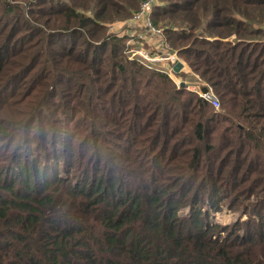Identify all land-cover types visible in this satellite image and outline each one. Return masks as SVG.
<instances>
[{
	"label": "trees",
	"instance_id": "trees-1",
	"mask_svg": "<svg viewBox=\"0 0 264 264\" xmlns=\"http://www.w3.org/2000/svg\"><path fill=\"white\" fill-rule=\"evenodd\" d=\"M142 1L0 0V264H264V0L150 12L218 110L109 31Z\"/></svg>",
	"mask_w": 264,
	"mask_h": 264
},
{
	"label": "rangeland",
	"instance_id": "rangeland-1",
	"mask_svg": "<svg viewBox=\"0 0 264 264\" xmlns=\"http://www.w3.org/2000/svg\"><path fill=\"white\" fill-rule=\"evenodd\" d=\"M160 2H158L157 0H144V1H142L141 4L139 5L138 10L140 11L141 6L144 3L146 5L144 8V10H145L144 15L142 14L138 18H136V17L134 18V15H133L131 18H129L127 20H120V21L112 22L110 24L109 31L112 33H117V34H127L131 38H133V36L138 38L139 39V41H137L138 43L136 42V39H133L131 41H126V44L128 45V47L131 48L130 49L131 52L128 55L131 56L132 58H138L141 62H144L145 64H147L149 66H153V67H155V69H158V70L159 69L160 70L165 69L166 70L167 67L168 68L172 67L170 60L166 59L171 54H166V53H164V54H153V55L149 54L151 46H152L151 42L153 41V39H155L156 41H157V39L162 41L161 29L153 26L154 27V31H152L153 36H151L150 32L147 30L146 23L144 24V21L147 20V17L149 20L151 19L150 18V12H151L154 4L155 3L159 4ZM233 39H234V36L232 35V36H230L229 41L233 40ZM141 51H144L143 53L145 55H147V53H148L150 55V57H152V59L159 60L160 62H156L155 60L150 61L147 59H143V57L140 55V53H138ZM125 53H127V52H125ZM178 58L181 60V62L184 64L185 67L180 73L171 74L169 76L172 79V81L174 82V84L178 88L179 87H185V84L183 86H180V82H185L187 84H191V87H195L194 89L192 88L191 91H194L196 89V87H198V89H199V87H202V88L205 87L204 85H206L207 83L203 79H200L199 76H197V74L193 73L191 71V69L187 66V64L180 57H178ZM187 67L189 68V70L187 69ZM186 89H188V88H186ZM198 89H196V90H198ZM214 215H215L214 221H216L222 225H225L229 222H233L236 218L240 217L238 213H232V212L227 211L226 209H223L221 212L214 213ZM241 219H245V217H241Z\"/></svg>",
	"mask_w": 264,
	"mask_h": 264
},
{
	"label": "built area",
	"instance_id": "built-area-1",
	"mask_svg": "<svg viewBox=\"0 0 264 264\" xmlns=\"http://www.w3.org/2000/svg\"><path fill=\"white\" fill-rule=\"evenodd\" d=\"M145 3V2H144ZM142 4V6H141V9H140V11L139 12H137V14H135V16H134V18L136 17V18H138V17H140L142 14L144 15V13H145V10H144V8H145V4ZM146 23V27L152 32V31H154V27L152 26V24H151V22L149 21V19H148V17H147V20L146 21H144V24ZM140 51V50H139ZM130 52H131V50L129 49L128 51H127V54H130ZM142 52V53H141ZM141 52H138V53H140V55L143 57V59H147V60H150V61H154L155 59H152V57H150V55L149 54H147V55H145L143 52L144 51H141ZM146 53V52H145ZM149 55V56H148ZM131 57V56H130ZM166 59H168V60H170V62H171V66L173 67V65L177 62V61H181L178 57H177V55H176V53L175 52H173L169 57H167ZM156 62H160L159 60H155ZM172 67L171 68H166V70L164 69V70H162V71H164V72H166L169 76L171 75V74H177V73H175V72H173V69H172ZM184 64H183V68L178 72V73H180L183 69H184ZM187 69L189 70V68L187 67ZM181 83H183V84H185V87L186 88H188L189 90H192V88L194 89L195 87H191V84H187V83H185V82H180V85H181ZM205 87H203V88H205L204 90H203V88L202 87H199V89H198V87H196V89H198V90H194L193 92H195V93H197V95L199 96V97H201L203 100H205V101H207V102H209L212 106H213V108L215 109V110H218L219 109V107H220V104H219V101H218V99H217V97H216V95L213 93V91L211 90V88L206 84V85H204Z\"/></svg>",
	"mask_w": 264,
	"mask_h": 264
},
{
	"label": "water",
	"instance_id": "water-1",
	"mask_svg": "<svg viewBox=\"0 0 264 264\" xmlns=\"http://www.w3.org/2000/svg\"><path fill=\"white\" fill-rule=\"evenodd\" d=\"M182 68H183V63L181 61H177L172 67L173 72H175V73H178ZM183 85L184 84L181 83L180 86H183Z\"/></svg>",
	"mask_w": 264,
	"mask_h": 264
}]
</instances>
